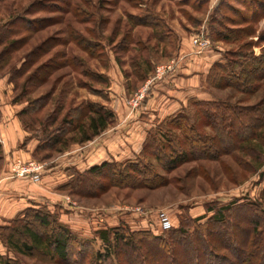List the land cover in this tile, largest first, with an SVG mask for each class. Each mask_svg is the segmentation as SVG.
Returning <instances> with one entry per match:
<instances>
[{
	"label": "rangeland",
	"instance_id": "374dc122",
	"mask_svg": "<svg viewBox=\"0 0 264 264\" xmlns=\"http://www.w3.org/2000/svg\"><path fill=\"white\" fill-rule=\"evenodd\" d=\"M35 1H42L44 12L34 8V13L27 14L25 10ZM6 23L10 27L2 28ZM182 37L191 45L198 37L208 41L207 49L217 53L210 69L215 64L227 66L236 59H264V0H0L1 125L16 117L26 133L20 148L31 140L40 147H36L31 161L44 163L45 171L61 164L74 157L77 148L88 144L71 142L78 141L79 134L65 133L68 128L64 120L69 111L88 101L109 109L114 97L123 99L131 109L130 101L151 80L158 66L172 60L178 66ZM248 88L247 92L217 89L207 84L206 78L203 83L211 96L206 101L239 107L264 102V75ZM113 123L114 119L110 126ZM155 127L157 124L151 129ZM203 131L211 133L208 127ZM260 134V139L243 144L256 153L240 148L214 160L187 162L170 172H164L148 156V144V157L141 161L157 175L149 184L156 185L154 188L125 186L128 181L121 179L114 183L120 186H110L103 177L95 179L94 185L99 183L100 191L92 196L75 194L67 183L57 188L73 208H89L88 224L94 233L91 238H79L60 222L57 210L51 212L85 243L88 254L84 263L88 264L95 252L103 253L106 248L97 235L99 231L124 225L130 232L164 235L159 229V211L167 213L172 229H176L185 219L203 224L217 209L230 207L224 212L228 227L222 228V245L227 249L216 252L232 264L239 260L242 264H264V128ZM52 136L59 137L60 142L54 143ZM144 141L133 160L112 162L120 167L135 163L143 152ZM65 165L69 166L66 174L86 170L83 163L77 165L79 169ZM107 173L105 170L104 175ZM111 217L119 219L114 227L107 220ZM28 224L36 232L50 233L32 219ZM253 225H257L255 233ZM209 228L213 230L211 225ZM1 242L3 256L18 264L71 262V258L66 262L40 252L21 256ZM113 264L119 263L114 259Z\"/></svg>",
	"mask_w": 264,
	"mask_h": 264
},
{
	"label": "trees",
	"instance_id": "16d2710c",
	"mask_svg": "<svg viewBox=\"0 0 264 264\" xmlns=\"http://www.w3.org/2000/svg\"><path fill=\"white\" fill-rule=\"evenodd\" d=\"M34 8H37L36 12L45 10L42 1H35L25 12L34 13ZM27 23L31 25L30 21ZM9 27L6 23L2 28ZM86 42L81 39V43L87 44ZM247 60L250 64H247ZM263 75L264 59H236L229 61L227 66L215 64L208 72L206 83L217 89L226 87L247 92L251 89L248 86ZM113 119V113L109 109L88 101L69 111L67 119L64 120V125L68 128L65 133L79 134L78 141L71 142H88L104 132ZM205 127L211 130L210 134L203 131ZM263 128L264 102L255 106L239 107L219 101L192 99L179 112L148 131L143 152L135 163L120 167L121 164L116 162H104L84 172L67 171V186L79 196H92L100 191L99 183L94 185L95 179L103 177L109 180L110 186H120L114 183L121 179L128 181L125 186L154 188L156 185L149 184H153L157 175L152 173L149 165L143 164L142 158L150 156L159 163L164 172H170L187 162L214 160L222 153L240 148L246 153L255 152V149L243 144L252 139H260ZM50 140L54 143L60 142V138L55 136ZM148 144L151 152L147 156L145 150L148 152ZM1 153L0 143V156ZM243 164L244 167L247 166L245 162ZM105 170L108 172L106 175ZM229 209L230 207L217 209L203 224L193 219H187V222L185 219L180 222V227L164 232V235H154L151 231L130 232L124 229V225L99 231L97 235L106 248L103 253L95 252L88 264H113L114 259L119 264H232L216 252L227 249L222 245V228L228 227L229 221L225 219L224 212ZM29 219L34 220L42 230L49 229L50 233L41 234L32 230L28 224ZM14 224L17 225L14 227ZM210 225L213 230L209 228ZM252 229L255 233L257 225H253ZM0 239L21 256L40 252L66 262L71 258L69 264H85L88 254L85 243L77 239L46 207L28 208L21 212L9 225L0 227ZM262 248L261 246L259 249ZM242 263L239 260L235 264ZM0 264L18 263L0 255Z\"/></svg>",
	"mask_w": 264,
	"mask_h": 264
},
{
	"label": "crops",
	"instance_id": "0c3cea01",
	"mask_svg": "<svg viewBox=\"0 0 264 264\" xmlns=\"http://www.w3.org/2000/svg\"><path fill=\"white\" fill-rule=\"evenodd\" d=\"M180 63L164 79L151 84L146 100L139 108H128L119 97H114L108 104L113 113L114 123L96 139L88 141L87 146L79 147L76 155L63 163L47 169L41 181L35 184L25 179L8 178L10 163L14 160L29 162L33 159L37 143L33 140L20 148L26 133L18 119L10 118L2 126L0 122V227L9 225L21 212L28 208L44 206L50 211H58L60 222L67 225L79 238H91L93 230L88 224V207L73 208L63 199L57 188L69 180L65 168L68 165L79 169L80 163L85 169L104 162L131 161L141 150V145L148 130L169 116L179 112L193 98L209 100L210 94L203 89L206 75L216 60L217 53L209 49L198 53L186 38H181L179 52ZM86 155L84 156L83 153ZM74 154V153H73ZM85 159L87 162H83ZM98 158V159H95ZM84 160V161H85ZM87 164V165H86ZM65 165L64 167H61ZM85 170V171H86ZM80 172H84L81 171ZM110 227L118 224L116 217L107 219ZM94 222V220L92 219ZM110 224V223H109ZM114 224V225H113ZM4 247L0 239V255Z\"/></svg>",
	"mask_w": 264,
	"mask_h": 264
},
{
	"label": "built area",
	"instance_id": "2783aa9c",
	"mask_svg": "<svg viewBox=\"0 0 264 264\" xmlns=\"http://www.w3.org/2000/svg\"><path fill=\"white\" fill-rule=\"evenodd\" d=\"M193 46L197 49L198 53L205 51L209 45L208 41L200 37L193 40ZM176 68V62L170 61L168 64L158 66L155 70L154 76L151 80L147 81L144 87L136 94V96L130 101L129 106L132 110L140 107L141 103L147 97L150 86L156 81L164 79L167 75L172 73ZM45 172V164L35 161L21 162L14 160L10 163L8 170V178L10 179H25L35 184L41 181V177ZM159 222V229L161 232L170 231L173 228L170 218L165 211H159L157 213Z\"/></svg>",
	"mask_w": 264,
	"mask_h": 264
}]
</instances>
